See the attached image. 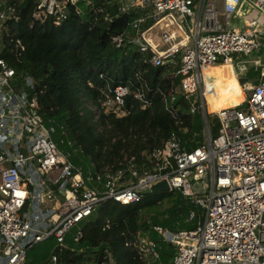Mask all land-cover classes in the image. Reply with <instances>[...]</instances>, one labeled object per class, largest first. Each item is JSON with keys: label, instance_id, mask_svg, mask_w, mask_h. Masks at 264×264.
<instances>
[{"label": "built area", "instance_id": "built-area-1", "mask_svg": "<svg viewBox=\"0 0 264 264\" xmlns=\"http://www.w3.org/2000/svg\"><path fill=\"white\" fill-rule=\"evenodd\" d=\"M79 1L38 0L33 16L39 20L52 17L59 24L72 6L79 10ZM244 1L264 16V0ZM119 2L123 12L130 8L141 12L130 22L134 32L114 35V44L136 41L137 49L151 52V63L171 62L175 69L170 73L178 81L173 79L167 89L155 87L165 109L174 115L173 102L182 94L190 112L201 111L205 121L207 114L217 118V133L211 135L207 122L201 140L194 132L189 140L197 144L186 148L183 133L187 126L171 130L160 145L143 151L141 164L147 167L142 172L133 155H125L116 167L102 173L84 170L71 159L76 148L62 124L58 131L55 121H45L39 113L33 78L16 74L0 56V264H24L27 249L46 239L52 238L54 247L64 246L73 228L72 237L78 239L80 222L101 201L138 200L143 188L161 178L170 190L178 189L198 204L202 214L192 228L152 225L175 247L170 264H264V73L255 84H240L250 91L247 98L214 110L206 101L212 81L204 73V68L232 63L235 52L250 53L264 45V26L242 30L222 25L215 0ZM239 2L223 0L226 24ZM148 18L153 21L141 28ZM165 18V26L173 25L157 34L163 42L160 45L149 33ZM253 61L257 63L258 57ZM136 78L140 79L136 84L128 79L115 84L106 81L95 101L89 100V107L97 108L98 115L111 111L121 116L128 111L127 96L143 107L149 104L153 88L140 75ZM30 90L33 94L28 99ZM194 217L191 210L188 218ZM126 244L136 247L144 264H163L158 243L139 231ZM50 260L58 263L53 251ZM82 264L115 261L105 249L102 258Z\"/></svg>", "mask_w": 264, "mask_h": 264}, {"label": "trees", "instance_id": "trees-1", "mask_svg": "<svg viewBox=\"0 0 264 264\" xmlns=\"http://www.w3.org/2000/svg\"><path fill=\"white\" fill-rule=\"evenodd\" d=\"M0 2L4 3L3 11H11L3 24L0 56L16 74L33 78L39 113L45 121H55L58 131L62 124L74 148L89 159L94 170L102 173L116 167L125 155H133L142 172L147 167L141 164L143 151L160 145L171 130L180 127L187 126L184 133L181 130L186 148L197 144L189 140L194 132L199 133L201 140V111L190 112L188 100L178 94L172 115L155 90L156 86L167 89L173 79L178 81L170 73L175 69L173 64L151 63V52L140 51L129 39L119 46L113 42V36L120 32H134L130 22L139 15V9L123 12L119 0H82L78 11L72 6L67 18L54 24L52 17L34 18L38 0ZM152 21L148 18L140 27L145 28ZM136 74L152 86L151 102L143 107L127 96L126 114L100 111L95 118L88 101H95L106 81L115 84L128 79L136 84L140 80ZM209 117L207 114V122ZM217 129L218 120L213 117L211 135ZM71 159L78 165V159ZM157 208L163 210L160 218ZM191 210L195 217L189 219ZM200 212V206L178 189L141 192L138 200L129 203L108 198L80 222L82 233L78 239L72 237L73 228L66 234L64 246L54 247L52 238L43 240L42 248L33 250L30 257V248L27 249L24 264H46L51 251L57 254V264H82L102 258L105 249L111 252L115 264H144L136 247L126 244L135 239L137 231L156 241L161 261L170 264L175 247L164 241L152 225L171 230L192 228Z\"/></svg>", "mask_w": 264, "mask_h": 264}, {"label": "rangeland", "instance_id": "rangeland-1", "mask_svg": "<svg viewBox=\"0 0 264 264\" xmlns=\"http://www.w3.org/2000/svg\"><path fill=\"white\" fill-rule=\"evenodd\" d=\"M82 0H80L78 2V5H80V2ZM85 3H88L90 2V0H84ZM3 5L4 3L0 2V39H1V36H2V33H3V24L5 23V19L6 17L8 16V14L11 13V11L9 12H6V11H3L2 8H3ZM81 7L79 6V9ZM258 12V11H257ZM259 13V12H258ZM255 15L252 14V15H247L248 18H252L254 17ZM223 19V14L222 12H220L219 14V20H222ZM245 17H232L230 19V25H228V27H232L234 26V24H237V25H240L241 28H243V21H244ZM263 26H264V18H263V21H261ZM165 23V22H164ZM167 26V27H166ZM164 25L163 23H160L158 26L154 27L151 31H150V37L153 38V40L155 42H158L160 45L163 43L159 37L157 36V34L159 33L160 30H163V29H166V30H170L172 28L171 25ZM262 39H264V31H262ZM258 57L259 61L257 63H255L253 61L254 58ZM233 63L235 60H240V59H246L247 62L246 63V66H247V76H248V79H247V84H255L259 81V79L261 78V75L264 73V45H261L260 47L252 50L250 53H238V52H235L233 53ZM238 68V67H237ZM235 69V70H238V69ZM221 74L219 73L218 76H220ZM219 87L223 88V89H228V86L227 85H219ZM242 94H243V98H247L250 94V91L248 90H242ZM89 103V101H88ZM243 105H246V102H244ZM93 111H94V117L97 118L98 117V110L97 108H92ZM202 115V114H201ZM212 117L210 115L209 117V120H208V125L210 126V124L212 123ZM206 125H207V121H205V119L202 117L201 120H200V125L201 126V129H200V132L201 134L203 132H205V129H206ZM216 133H213L212 132V136H215ZM71 157H74V159H78L76 162L79 166H81L84 170H89V171H93L94 168H93V165L90 163L89 159L85 156H83L78 150L76 149H73L72 150V155ZM42 208L45 207V204H41ZM25 207L27 208L28 205L26 204ZM162 208V207H161ZM161 208H157V211L155 212H158V218H160L163 214V210ZM199 216H202V214L199 213ZM45 241V240H44ZM41 242H37L34 244L33 247H30L29 249V252L27 254V256H31V253L33 250H38V249H41L42 248V245H41ZM46 264H51V260H50V257L48 258V261L46 262Z\"/></svg>", "mask_w": 264, "mask_h": 264}, {"label": "bare ground", "instance_id": "bare-ground-1", "mask_svg": "<svg viewBox=\"0 0 264 264\" xmlns=\"http://www.w3.org/2000/svg\"><path fill=\"white\" fill-rule=\"evenodd\" d=\"M248 14H254L255 16L248 18ZM233 17H245L242 24L243 28L237 24H234L235 27L232 26L230 28L252 30L258 26L263 27L261 21H263L264 16L258 12H255L251 5L244 0H240L239 4L236 6ZM167 20L168 19L165 18V20L160 23H164ZM221 70H223L224 73L218 76ZM204 73L207 80L211 79L213 81L212 90H209L206 93V101L210 110L236 103L243 98L242 89L234 75L232 64L229 61L226 62L225 65L219 67H212L210 69L204 68ZM219 85H227L228 89H223L219 87Z\"/></svg>", "mask_w": 264, "mask_h": 264}, {"label": "water", "instance_id": "water-1", "mask_svg": "<svg viewBox=\"0 0 264 264\" xmlns=\"http://www.w3.org/2000/svg\"><path fill=\"white\" fill-rule=\"evenodd\" d=\"M135 43L138 44V42H136V41H135ZM240 72L241 73L237 76V79L239 80V83L241 85H244L247 83V79H248V76L246 75L245 63H242L240 65ZM32 94H33V90H30L28 95H27V98L30 99L32 97ZM163 190H170L169 185H168L165 178H161L159 180L150 182L149 186L142 189V192L143 193H149L152 191H163Z\"/></svg>", "mask_w": 264, "mask_h": 264}, {"label": "crops", "instance_id": "crops-1", "mask_svg": "<svg viewBox=\"0 0 264 264\" xmlns=\"http://www.w3.org/2000/svg\"><path fill=\"white\" fill-rule=\"evenodd\" d=\"M215 2H216V5H217V8H218V10H219V13L220 12H222L223 11V0H215ZM252 7V6H251ZM253 8V7H252ZM253 10L255 11V12H257V10L256 9H254L253 8ZM234 12H235V10L231 13V15H230V17H229V21H230V19L234 16ZM222 14H223V12H222ZM224 16V15H223ZM228 21V23L226 24L225 22H224V19H222V20H220V23L222 24V25H230V22ZM170 25L172 26V24L170 23ZM233 27H235V26H233ZM171 28V27H170ZM245 62H247V60L246 59H240V60H235L234 61V63H233V61H232V69H233V72H234V75H235V77H236V79H237V76L241 73L240 72V65L242 64V63H245ZM245 65H246V63H245ZM219 66H221V64H219V65H214V66H211V67H209L208 69H210V68H212V67H219ZM238 67V68H237ZM238 69V70H235V69ZM224 73V71L223 70H221L220 71V74H223ZM237 74V75H236ZM246 75H247V66H246ZM209 81H212L211 79H208ZM213 82V81H212ZM211 82V83H212ZM240 84V83H239ZM212 87H213V85H212ZM240 87H241V89L243 90V86H241L240 85Z\"/></svg>", "mask_w": 264, "mask_h": 264}]
</instances>
